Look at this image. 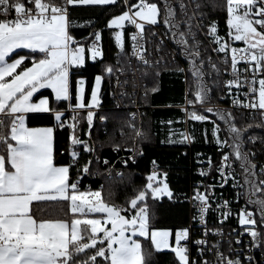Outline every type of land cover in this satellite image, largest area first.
Returning a JSON list of instances; mask_svg holds the SVG:
<instances>
[{"label": "snow or ice", "instance_id": "6c2138e0", "mask_svg": "<svg viewBox=\"0 0 264 264\" xmlns=\"http://www.w3.org/2000/svg\"><path fill=\"white\" fill-rule=\"evenodd\" d=\"M28 3L33 6L26 7L22 0H0V264H149L151 253L143 250L140 238L150 239L154 251L170 249L175 264H244L245 261L253 264L254 257L238 251L231 242L227 254L220 251L219 242L208 245V235H220L222 231L219 227L209 228L208 213L218 212L221 224L232 215L231 201L215 193L217 187L222 189L231 180L232 187L243 188L246 197V206L237 213L243 232L236 235L235 244H244L241 237L247 233L251 237L247 242L249 248H258L264 253V179H261L264 163L257 172L258 165L253 162L255 153L244 150L246 129L236 126L231 112L211 103L212 89L206 77L212 72L206 71V61L207 67L216 73L214 83H219L220 69L206 52L201 55L203 45L197 33L202 31L207 16L204 0H28ZM117 5L120 6L118 14L108 13L109 18L102 27L95 26L99 23L95 18L80 21V27H90L93 31L79 39L72 35L77 21L71 18L70 9ZM219 7L227 14V39L218 34L215 20L207 26L206 35L216 45L211 51L224 54L225 72L229 71L230 55L233 78L224 81V86L231 95L234 85L238 92L247 85L248 91L243 93L246 99L235 97L232 103L258 111L264 124V0H222ZM11 11L16 15L9 19ZM161 24L163 35H171L179 46L177 54L189 65L188 69L176 67L178 73L187 71L191 75L190 82L186 79L189 87L181 111L193 121L211 120V134L217 147L229 149L219 153L216 165L208 157L209 167L200 169L202 180L193 186V195L183 194L184 200L192 204V222L203 230L196 234L199 238L194 241L191 224L158 228L151 223L155 216L149 217V197L154 203L164 197L174 204L182 202L181 194L170 187L168 173L160 170L156 160L152 161L146 183L126 199L125 205L110 203L103 195V186L95 190H81L79 186L84 175L94 174L93 159L99 160L98 156L91 155L96 152L95 147L80 138V121L86 119L88 128L93 127L95 110L101 104L102 80L105 74L111 75L115 70L103 63V32L110 33L121 54L126 40L130 39L132 55L145 66L156 68L158 62L146 58L144 39L146 28L151 30ZM126 25L134 26L135 31L127 33ZM150 34L158 35L154 31ZM231 41H242L244 47H232ZM20 48L31 51L28 56L12 59L14 50ZM159 49L160 44H156L155 50ZM88 61L102 65L94 76L90 94L86 93L87 79L82 73ZM240 62L247 65L243 77L238 70ZM151 75L158 77L159 72ZM40 89H50L51 97L40 96ZM158 90V84L150 89L153 93ZM37 96L40 98L36 99ZM64 102L67 107L60 109L59 104ZM69 111L71 116L65 119ZM31 113L48 114V125L29 127L27 117ZM206 113L215 114L224 122L226 139L219 136L220 124ZM131 115L133 119L128 123L135 140L144 133L135 126V114ZM106 119L100 116V120ZM161 123L171 126L173 121ZM65 128L69 131L66 151H70V163L58 165L54 162V133ZM85 135L90 138L91 133ZM168 135L169 142H173V135H178L181 143L195 138L187 131L173 133L171 129ZM204 135L207 140V129ZM255 139L248 137L249 141ZM77 148L89 154V160L77 167L73 178L71 169L79 164ZM113 148L119 152L121 145L113 144ZM129 150L134 155L121 160L124 165L129 160L135 161L136 150ZM103 164L107 166L109 161L105 158ZM234 164L241 170L243 184L236 179ZM213 172L218 177L213 183L205 184L203 180ZM214 200L219 202L213 208ZM249 205L259 213L258 219ZM170 238H174V243H170ZM189 244L196 247L195 258L190 254ZM89 252L86 259L79 258ZM209 253L214 260L208 258ZM255 264H264V257Z\"/></svg>", "mask_w": 264, "mask_h": 264}, {"label": "trees", "instance_id": "16d2710c", "mask_svg": "<svg viewBox=\"0 0 264 264\" xmlns=\"http://www.w3.org/2000/svg\"><path fill=\"white\" fill-rule=\"evenodd\" d=\"M221 0H204L205 5H207L204 11L207 13L204 19L207 24H211L212 21L217 22L218 34L227 39L228 27L226 25V11L222 10L218 2ZM26 7H32L33 5L28 3V0H22ZM212 3L217 5L213 8ZM120 10V6L115 7L108 6L103 9L100 8H73L70 9L74 21H77V25L72 28V35L77 39L87 36V34L93 31L90 27H80L79 22L89 19H98L99 23L96 27H102L106 24L107 18H109L108 13H117ZM162 25V24H161ZM163 26V25H162ZM115 30V29H114ZM103 45H104V64H110L113 68L122 66L126 63L128 58V42L126 40L125 51L121 54L120 50L116 47L114 38L111 37L108 31L103 32ZM231 43V42H230ZM233 45V43H231ZM15 55L19 53H27L22 51L14 52ZM207 56H210L212 60L217 61L215 56H211L210 51L206 48ZM29 54V53H28ZM205 54V53H204ZM15 55H12L14 57ZM203 55V54H201ZM28 56V55H27ZM187 68L189 67L186 59ZM102 67L101 63H93L88 61L86 66L82 69L83 75L87 79L86 93L90 94L91 84L93 82L94 76L98 73V70ZM207 67V62H206ZM223 68L221 65L218 68ZM155 71L159 72L158 77H153L151 74ZM149 73L145 76L144 73ZM220 71V75H221ZM224 73V72H223ZM218 77L219 83H211L210 77H206V82L212 89L210 92L211 103H216L218 101V92H221L222 84L220 83V76ZM142 76L147 81V96L142 97V102L146 105L144 107L145 112L143 115L141 129L145 131L144 136L141 138L142 143V153L139 155L134 162L129 161L127 165L122 166V175L119 177L112 176L107 178L103 175L101 169H106L107 166L100 163L96 165L98 174L96 177L90 180V188L95 190L103 186L104 197L113 204L125 203L127 198H130L136 189L138 190L146 183V176L152 170V161L156 160L157 164L162 172H167V180L170 187L178 194H181V203L174 204L169 201L166 197L161 198L160 201L153 202L152 198L148 199V213L151 218L153 215L155 219L151 220L158 228L165 227H179L184 225L188 220V206L187 202L184 200V195L188 191L191 181L197 178V175L193 172L194 169V156L200 154L202 160H207L208 157L212 158V162H215L219 157V153L229 149H219L215 143V140L211 134L212 123L211 120L208 122H198L189 121L188 128L189 132L195 137L190 146L185 143H181L177 140H172L173 142H165L161 140L160 136H164L163 130H158V120L160 118H169L170 120H176L178 128L182 127V115L183 111L177 105L183 102V85L181 81V76L175 69L167 68L165 65H158V67H142ZM211 76V75H210ZM110 78L111 75H104L101 85V104L100 108L103 107L101 113L107 117L106 123L95 124L91 129V135L95 140L96 155L101 159H107L109 163L119 165L116 160V153L112 146L113 144H121L132 137L134 131L129 126V121L131 120L127 112L121 110H114L107 107L109 105V88H110ZM191 77L189 78V82ZM159 86L157 92H151L150 89L154 86ZM189 86V84H188ZM49 97L51 95L48 94ZM191 97V96H190ZM217 99V100H216ZM74 103V100L72 101ZM217 107V106H216ZM221 110H225L232 113L235 118L236 126L239 128H244L246 131L243 134V139L245 141V151L254 150L256 151V157L253 158L254 163H258L264 157V124L249 120L244 116V114L229 110L226 108L218 107ZM199 111V109H197ZM211 119H215L217 123L220 124L221 132L219 133L220 138L226 139L227 132L226 126L223 121L218 119L215 114H208ZM85 116L84 113H81ZM42 120L40 124H48L50 117L49 115H40ZM145 124V127H144ZM81 127L79 128L80 138L85 140V132L88 128L86 119H81ZM248 125H252L248 128ZM147 126V128H146ZM207 129V140H205L204 130ZM144 133V132H143ZM68 135L69 131L65 129H57L55 132V160L57 164L70 163L69 153L66 151L68 146ZM150 136V140H148ZM176 136V135H174ZM248 137H256L254 141H249ZM78 158L79 164L71 169V175L74 177L76 174L77 167L83 165L88 158L89 154L82 152ZM2 150V148H0ZM79 150V148H77ZM121 153V152H120ZM118 155V154H117ZM237 166V174L239 181L243 184V179L241 176V170ZM117 167V166H116ZM128 177V180L126 179ZM244 190V189H243ZM246 198V197H245ZM250 210L254 211L255 217L258 219L259 213L255 212L253 206H248ZM66 210V206H65ZM47 218V216L45 217ZM259 230V229H258ZM143 246V250L146 253H151L149 257V264H175L174 256L169 251H154L150 239L140 238ZM91 253H86L80 256V259H86L87 255Z\"/></svg>", "mask_w": 264, "mask_h": 264}, {"label": "built area", "instance_id": "2783aa9c", "mask_svg": "<svg viewBox=\"0 0 264 264\" xmlns=\"http://www.w3.org/2000/svg\"><path fill=\"white\" fill-rule=\"evenodd\" d=\"M15 15H16L15 12L11 11L9 13L8 18L11 19L15 17ZM203 25L204 27L202 31L197 33V37L202 42V45H203L201 50L203 51V53H205L206 48H208V50H210L212 57L215 56L217 61L223 62V59H224L223 53L218 54L216 52L211 51V49L213 47H216V45L212 43V38L206 35L207 26L209 24H207L204 20ZM133 31H135L134 26L126 25L127 33H131ZM152 31L158 33V35L152 36L150 34V32ZM163 33H164V27L162 25L154 26L151 30L146 28L145 39H144V46L148 51V56L146 58L152 61L153 63L158 62V65H165L167 66V68H170V69L176 70L177 65H179V67L181 68L186 69V63L184 61L185 60L184 57L177 54L179 46L175 43L174 40L171 39L170 34L167 36H164ZM161 39H163V43H160ZM127 42H128L127 61L124 65L115 67L114 68L115 70L111 74L110 88H109V105L107 107L115 109V110H121V111L127 112L131 120L133 119L131 114L134 113L135 114V117H134L135 126L137 125V128H140L141 122L143 120V115L145 112L144 107H146V105L142 102V97L145 96V91L147 89V81L142 76V67H145V65L137 57H134L132 55L130 39L127 40ZM156 44H160L159 51L155 50ZM242 47L243 46H239L237 48H242ZM148 67H151V65H148ZM227 67L229 68V71L228 72L224 71L223 80H222L223 89H222L221 95L219 96V101L216 104V106L238 111L244 114V116H246V118H248L249 120H253V121H257L261 123L260 113L258 111H255V110L250 111L249 109L244 108L243 105H233L232 100L235 97H239L240 100L246 99L243 93L248 91V86L244 85L243 87L239 89V92H238L236 86L234 85L232 88V94L230 95L228 93L227 87L224 86V81L233 78L231 71H230V68H231L230 55L228 57ZM245 68H247V65L244 62H240L238 64V70H240L241 77L245 75V73L243 72ZM179 74L181 76V81L184 83L183 102L180 105V107L182 108L185 105V91H186L187 75H186V72L179 73ZM247 75L251 77V73H247ZM258 79H259V76L257 77V80ZM256 87H258V84L256 85ZM102 110H103V107L101 108L98 107L95 110L96 115L94 116L93 126H94V123L97 125L98 124L101 125L105 123V120L103 121L100 120V116H102L101 115ZM70 116H71V112L69 111L68 114L64 118L68 119ZM189 119L190 118H187L184 113V126L182 128V132L187 131L189 133L188 127H187V122ZM91 129L87 128L86 132H90ZM85 140H88L89 144L95 147L96 149L97 144L95 140L93 139L92 135L90 136V138L89 136L85 135ZM191 142L192 141L184 142V143L187 146H190ZM120 145H121V150L119 152L115 151L112 146L113 150L117 152L115 161H117L119 165H115L113 162V163H109L106 169H101V166H99L100 168H97L96 165H99L100 163L103 164L104 159H101V162L100 160L96 161L95 159H93L91 168L94 174H87L81 178V183L79 185L81 190L90 188V180L95 178L96 174H98L95 169H97L98 172H99V169H101L102 173L100 174L107 178H110L112 176L119 177L122 175L121 167L124 166V164L121 163V160L134 155V152L129 149L136 150L135 159L142 153V143L140 142V137H136L135 140L132 138L128 143H121ZM77 151L81 152V149L79 148V150ZM250 152L255 153L254 157H256V151L251 150ZM91 155L93 158L97 156L96 152L92 153ZM201 158L202 157L198 156L197 154L194 156L195 166H194L193 172L197 175V178L191 181L188 191L186 192L187 196L193 195V186L197 182H200L202 180V177L199 174L200 169L201 168L207 169L209 167L206 162L207 160H202ZM219 159L220 157L215 162H212L213 165L218 164ZM88 160H89V155H88L87 161ZM69 161H70V153H69ZM129 161L133 162L132 160H129ZM261 163H264V157L257 163L258 165L257 172H259V165ZM234 169L236 172V179L239 181L236 164H234ZM75 176L76 174L74 175L73 178H75ZM217 177H218V173L213 172L207 179L203 180V182L205 184H211L213 183L214 178H217ZM261 179H264V176H262ZM200 191H204V189L201 188ZM215 193L217 197L222 196L224 200L231 201V203L229 204V207L232 209V215L229 216L221 224L218 220V216H219L218 212L210 211L208 213L207 219H208L209 228L219 227L222 230L220 235H216L213 233H210L208 235V245L209 246L215 245L217 242H219L220 251L225 252L227 254L229 243L231 242L232 247L236 248L238 251H243L245 255H249V254L252 255L254 257L253 264H255V261H259L262 257H264V253H261L260 249L258 248H249L247 242L250 241L251 237L247 233H244V235L241 238L245 243L235 244L236 235L243 232V227L239 225V221L237 218V213L239 209L246 206V198H245V195L243 194L244 193L243 188L234 189L232 187V182L230 180L229 183L225 185L222 189L220 187H217L215 189ZM237 194H239L238 200H237ZM217 202L219 201L214 200L213 208L215 207V204ZM187 206H188V220L183 226H189L190 224L192 225L191 232L193 233L192 240L194 241L195 239L199 238V236L196 234L202 233L203 230L199 227L198 223H193L191 220V216L193 215L192 204L187 202ZM232 230H235V233H233ZM171 239L172 240L170 241V243H174V238H171ZM188 247H189L191 256L195 258L197 256L196 247L193 246L192 244H189ZM208 258L214 260V257H212L211 253L208 254ZM244 264H248V262L245 261Z\"/></svg>", "mask_w": 264, "mask_h": 264}, {"label": "crops", "instance_id": "0c3cea01", "mask_svg": "<svg viewBox=\"0 0 264 264\" xmlns=\"http://www.w3.org/2000/svg\"><path fill=\"white\" fill-rule=\"evenodd\" d=\"M16 51H22V52H27V53H19L17 55H15L14 57H12V59H15L17 58L18 55L20 56H27L28 53L31 51L29 49H23V48H20V49H15L14 52ZM102 85V84H101ZM39 93H40V96H48L51 95V90L50 89H40L39 90ZM40 96H37L36 99H39ZM183 100V99H182ZM75 103V101H74ZM181 105V104H180ZM180 105H177V107H180ZM67 107V102H64V103H61L59 104V108L60 109H65ZM82 113H84V115L86 116V112L82 111ZM40 115H48V114H45V113H31V114H28V117H27V124L29 127H40V126H47L48 124H40L39 122L42 120V118L40 117ZM168 120H170L169 118H160L158 121V130L162 129L163 130V134L164 136H160L161 140L165 141V142H169V131L170 129L173 131V133H179V132H182V128L184 126V112H183V115H182V127L181 129L178 128L177 124H176V120H173V124L171 126H169L167 123H161V121H165L167 122ZM189 121H193L191 119H189ZM171 140H177L179 141V136L176 135V136H172L171 137ZM54 151H55V133H54ZM58 165H62V164H58Z\"/></svg>", "mask_w": 264, "mask_h": 264}, {"label": "rangeland", "instance_id": "374dc122", "mask_svg": "<svg viewBox=\"0 0 264 264\" xmlns=\"http://www.w3.org/2000/svg\"><path fill=\"white\" fill-rule=\"evenodd\" d=\"M214 3H212V5H213ZM222 4V0L220 1V2H218L217 3V5H221ZM210 25V24H209ZM231 43H233V45H232V47H239V46H243L244 47V44H243V42L242 41H231ZM210 51V50H209ZM201 54H203L204 55V53H203V51L201 50ZM202 55V56H203ZM185 59V58H184ZM185 61V60H184ZM213 62H216L217 63V67H219L220 65L223 67V68H219L220 69V71L222 72L221 73V77H220V83L222 84V87H221V92H218V95L220 94L221 95V93H222V89H223V72H224V64L221 62V61H214V60H212ZM207 62V61H206ZM186 63V62H185ZM186 69H188L187 68V64H186ZM206 71H211L212 72V75L211 76H209L210 77V81H211V83H214V81L217 79V77H216V73L213 71V70H211L210 69V67H206ZM186 75H187V80L189 81V78L191 77V75H190V73L189 72H187L186 71ZM188 84L189 83H186V89L189 87L188 86ZM216 83H214V85H215ZM219 95V96H220ZM189 98H191L190 96H189ZM217 100V99H216ZM218 101H219V97H218ZM218 101L215 103H212L213 105H215L216 106V104L218 103ZM212 102V101H211ZM207 105H205V107H206ZM217 107H219V106H217ZM115 110V109H114ZM229 110H231V109H229ZM238 112V111H237ZM101 115L102 116H105V115H103L102 113H101ZM188 122H189V120H188ZM188 122H187V127H188ZM105 123H106V120H105ZM141 127H143V124H142V122H141ZM141 127H140V129H141ZM144 127H145V124H144ZM136 128H137V125H136ZM146 128H147V126H146ZM143 132H144V134H145V131H144V129L142 130ZM188 131H189V128H188ZM180 133V132H179ZM190 133V132H189ZM134 134L135 133H133V135H132V137H130L127 141H125V142H123V143H128L132 138H133V136H134ZM141 138L142 137H140V140H141ZM148 140H150V136H148ZM251 151V150H250ZM100 174V173H99ZM126 179L128 180V177H126ZM86 190V189H85ZM137 190V189H136ZM148 199H150V197L148 198ZM147 202H148V200H147ZM119 205H125V203H118ZM148 209H149V207H148ZM183 226V225H182ZM180 227V226H179ZM172 239L170 238V241H171ZM151 242V241H150ZM153 246V245H152ZM159 251H169V252H171L172 254H173V256H174V253L170 250V249H163V250H159Z\"/></svg>", "mask_w": 264, "mask_h": 264}]
</instances>
